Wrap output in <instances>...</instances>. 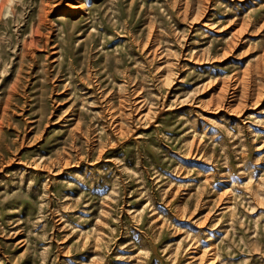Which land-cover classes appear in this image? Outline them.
<instances>
[{
  "label": "rangeland",
  "instance_id": "374dc122",
  "mask_svg": "<svg viewBox=\"0 0 264 264\" xmlns=\"http://www.w3.org/2000/svg\"><path fill=\"white\" fill-rule=\"evenodd\" d=\"M0 264H264V0H0Z\"/></svg>",
  "mask_w": 264,
  "mask_h": 264
}]
</instances>
